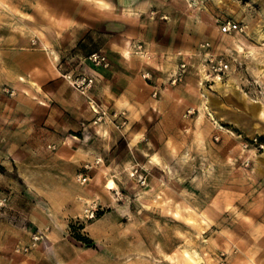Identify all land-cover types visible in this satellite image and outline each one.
<instances>
[{
	"label": "rangeland",
	"instance_id": "rangeland-1",
	"mask_svg": "<svg viewBox=\"0 0 264 264\" xmlns=\"http://www.w3.org/2000/svg\"><path fill=\"white\" fill-rule=\"evenodd\" d=\"M152 1L166 24L0 0V264H264V0Z\"/></svg>",
	"mask_w": 264,
	"mask_h": 264
},
{
	"label": "crops",
	"instance_id": "crops-1",
	"mask_svg": "<svg viewBox=\"0 0 264 264\" xmlns=\"http://www.w3.org/2000/svg\"><path fill=\"white\" fill-rule=\"evenodd\" d=\"M60 2H49L46 0H9V5L14 6L18 10H20L22 13L24 12L25 16H31L30 14V8L33 9L34 13H37L40 11V13L43 12V6L45 7L46 11L51 12L55 16H57L60 19L63 20H75V19H82V17H92L97 19H113L114 17L117 18L122 13H125L126 11H133L135 13L142 14L144 11L151 12L153 14H161V18L165 19L164 23L166 24V17L170 14L171 9L168 7L166 8L163 6L162 8H158L159 4H157L155 1L152 0H92L96 1L95 5L90 4L88 0H55ZM97 2L104 3L103 7H95ZM94 3V2H92ZM68 5L74 6V8H77L78 11H71L67 9ZM98 5V4H97ZM170 5V4H169ZM29 9V11H28ZM44 9V10H45ZM38 10V11H37ZM84 12L83 13L81 12ZM26 12V13H25ZM33 16V15H32ZM86 21H83L82 25L85 26H78L77 28L73 29V33L79 35V37L74 40L75 43H79L83 39V35H86L89 33L90 29L86 28L87 26H90V23H85ZM69 25V23H68ZM84 30H81L83 29ZM73 34V35H75ZM65 38L69 39V35L66 32ZM71 39V38H70ZM84 40V39H83ZM10 43L15 46V49H18L16 51H11L9 54L16 55V59L20 60L19 65L21 66V70L27 73H30L35 78L36 82L42 83V77L38 75V72L41 70V62L36 61V57L39 58H45L44 52H41V50H37V48L32 47V43L34 42L36 45L39 44L40 40L35 38H27V36H22V34L15 35V38H10ZM113 41L110 40L109 43H112ZM115 42L118 43L116 40ZM54 46V45H52ZM46 50V53L50 50L47 46L44 48V51ZM43 51V50H42ZM49 54V53H48ZM111 58V57H110ZM34 60V61H33ZM40 60V59H39ZM111 60L114 61L113 58Z\"/></svg>",
	"mask_w": 264,
	"mask_h": 264
},
{
	"label": "built area",
	"instance_id": "built-area-1",
	"mask_svg": "<svg viewBox=\"0 0 264 264\" xmlns=\"http://www.w3.org/2000/svg\"><path fill=\"white\" fill-rule=\"evenodd\" d=\"M232 30H236V26L231 24V22H227L226 24H223L222 26V32H231ZM97 59H99L100 61H104V57H99V56H95L94 61H96ZM182 68L185 67V64L181 65ZM229 68V65L227 64V62L220 58V59H211V68L210 70L212 72H216V73H224L225 71H227ZM85 181V179H84ZM37 239V238H36Z\"/></svg>",
	"mask_w": 264,
	"mask_h": 264
},
{
	"label": "bare ground",
	"instance_id": "bare-ground-1",
	"mask_svg": "<svg viewBox=\"0 0 264 264\" xmlns=\"http://www.w3.org/2000/svg\"><path fill=\"white\" fill-rule=\"evenodd\" d=\"M126 56L128 57L129 54L126 53ZM207 103L213 108L215 106V101L214 99H210L208 97L207 99ZM186 259L188 262H190L191 264H200L201 263V257L196 254V253H185ZM101 258V257H100Z\"/></svg>",
	"mask_w": 264,
	"mask_h": 264
}]
</instances>
